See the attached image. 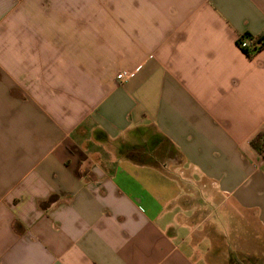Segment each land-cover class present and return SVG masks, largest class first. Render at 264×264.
Wrapping results in <instances>:
<instances>
[{"label": "crops", "instance_id": "crops-1", "mask_svg": "<svg viewBox=\"0 0 264 264\" xmlns=\"http://www.w3.org/2000/svg\"><path fill=\"white\" fill-rule=\"evenodd\" d=\"M246 34L264 0H0V264H209L220 207L264 230Z\"/></svg>", "mask_w": 264, "mask_h": 264}, {"label": "rangeland", "instance_id": "rangeland-1", "mask_svg": "<svg viewBox=\"0 0 264 264\" xmlns=\"http://www.w3.org/2000/svg\"><path fill=\"white\" fill-rule=\"evenodd\" d=\"M159 144L160 149L165 146L162 141ZM166 155L172 161L173 156L176 161L179 160L172 152ZM213 211L199 213L209 216L206 222V238L197 249L200 253L206 252L208 263L264 264V230L258 227L256 219L240 210L231 212L227 207Z\"/></svg>", "mask_w": 264, "mask_h": 264}, {"label": "trees", "instance_id": "trees-1", "mask_svg": "<svg viewBox=\"0 0 264 264\" xmlns=\"http://www.w3.org/2000/svg\"><path fill=\"white\" fill-rule=\"evenodd\" d=\"M249 37V45L246 48H242L248 57H253L256 52H258L264 46V38L262 36L251 37V35L246 34L239 38ZM251 144L258 150L262 151L264 149V135L257 134L251 139Z\"/></svg>", "mask_w": 264, "mask_h": 264}, {"label": "built area", "instance_id": "built-area-1", "mask_svg": "<svg viewBox=\"0 0 264 264\" xmlns=\"http://www.w3.org/2000/svg\"><path fill=\"white\" fill-rule=\"evenodd\" d=\"M238 45L241 47V48H246L248 45H249V41L245 38H239L238 39ZM132 74L131 71H128V70H122L120 71L116 77L119 81H124L125 79H127L128 77H130Z\"/></svg>", "mask_w": 264, "mask_h": 264}]
</instances>
